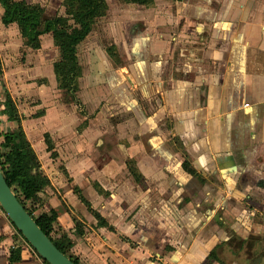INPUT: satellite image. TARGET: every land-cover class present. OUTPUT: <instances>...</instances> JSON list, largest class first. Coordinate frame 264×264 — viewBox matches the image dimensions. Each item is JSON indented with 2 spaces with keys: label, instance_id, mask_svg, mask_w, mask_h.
Masks as SVG:
<instances>
[{
  "label": "crops",
  "instance_id": "1",
  "mask_svg": "<svg viewBox=\"0 0 264 264\" xmlns=\"http://www.w3.org/2000/svg\"><path fill=\"white\" fill-rule=\"evenodd\" d=\"M115 2L74 93L0 52V144L22 128L50 182L35 215L79 264H264V0ZM0 264H47L1 208Z\"/></svg>",
  "mask_w": 264,
  "mask_h": 264
},
{
  "label": "trees",
  "instance_id": "2",
  "mask_svg": "<svg viewBox=\"0 0 264 264\" xmlns=\"http://www.w3.org/2000/svg\"><path fill=\"white\" fill-rule=\"evenodd\" d=\"M69 4H78L79 10L74 12V27L68 25L67 18L43 20L44 10L38 5H28L24 1L0 0L4 9L2 22L5 26L16 24L27 45L34 49L39 48L40 38L45 34H52L55 42H61V50L67 62L68 69L63 77L65 85L61 88L74 93L75 83L79 74L76 48L91 32V27L97 18L105 14L104 0H67ZM133 4L146 5L149 0H125ZM59 45V44H58ZM60 47V46H59ZM58 79L61 72L56 66ZM60 81V79H59ZM3 114L9 122H20L15 104L7 96ZM0 144V168L3 176L16 194L38 227L51 239L52 225L57 219L55 212L51 216L46 214L35 215L43 206L45 189L50 186L40 169L38 158L27 140L22 128L2 136ZM49 151L52 150L48 142ZM77 235L80 229L77 228ZM54 245L68 257L66 249L71 247L70 242H53ZM75 264L77 261L71 259Z\"/></svg>",
  "mask_w": 264,
  "mask_h": 264
},
{
  "label": "rangeland",
  "instance_id": "3",
  "mask_svg": "<svg viewBox=\"0 0 264 264\" xmlns=\"http://www.w3.org/2000/svg\"><path fill=\"white\" fill-rule=\"evenodd\" d=\"M28 1L36 2L38 6L41 5L45 7L47 11H52L50 15L51 17L54 16V12L62 13L63 10L61 6V0ZM115 1L116 0H104L105 7H107V4L109 5V7L113 6V4L116 3ZM67 4L66 18L69 23L68 25L74 27V12L76 10H79L78 4ZM45 17L47 18L49 17V15ZM110 17L111 16L108 15L106 20H109ZM100 18H97L95 21H99V23L105 22V19L101 20ZM16 26L17 25H12L7 29L0 30V52L2 56H4L3 59L7 64V69L11 74V77L15 78V80H18L19 76H22V78H25L27 85L29 87H32L37 84V82L34 81L35 78L37 79L38 73L41 72L43 73L45 78L41 80L40 83L47 84L49 77L51 78V73L56 70L57 66L58 70L61 72V75H59L60 86L65 85L63 77L66 74L64 72L67 71L68 66L67 62L65 61L64 54L61 50L62 43L55 42L52 34H45L40 38L39 48L34 49L31 46L27 45V43L22 41L20 30H18ZM103 34L104 32H102L101 30L97 31L95 29L91 38H100Z\"/></svg>",
  "mask_w": 264,
  "mask_h": 264
},
{
  "label": "water",
  "instance_id": "4",
  "mask_svg": "<svg viewBox=\"0 0 264 264\" xmlns=\"http://www.w3.org/2000/svg\"><path fill=\"white\" fill-rule=\"evenodd\" d=\"M0 208L6 214L17 232L35 253L47 264H75L65 256L38 227L26 211L16 194L8 186L0 168Z\"/></svg>",
  "mask_w": 264,
  "mask_h": 264
}]
</instances>
